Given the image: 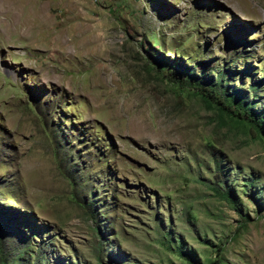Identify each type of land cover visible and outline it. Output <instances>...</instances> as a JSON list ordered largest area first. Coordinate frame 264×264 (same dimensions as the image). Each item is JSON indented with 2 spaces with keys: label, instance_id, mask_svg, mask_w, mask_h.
Wrapping results in <instances>:
<instances>
[{
  "label": "rangeland",
  "instance_id": "1",
  "mask_svg": "<svg viewBox=\"0 0 264 264\" xmlns=\"http://www.w3.org/2000/svg\"><path fill=\"white\" fill-rule=\"evenodd\" d=\"M155 58L264 110V0H0V264H264V132Z\"/></svg>",
  "mask_w": 264,
  "mask_h": 264
},
{
  "label": "trees",
  "instance_id": "2",
  "mask_svg": "<svg viewBox=\"0 0 264 264\" xmlns=\"http://www.w3.org/2000/svg\"><path fill=\"white\" fill-rule=\"evenodd\" d=\"M164 59V60H163ZM166 58H155V63L158 66H163L166 69L170 68L169 72H167L169 80L174 83L184 82L188 86H192L198 93L202 96L212 97L214 94L216 96V100L219 104H221L224 108H227L229 104H232L234 108L232 114L236 117H241L245 119L247 122L251 123L256 129L260 132H264V110L256 111L252 108V101H247L245 95L239 94V90L231 89L230 92L227 90V85L222 87V76L223 73L219 71V75L215 79L213 83L206 73H203L199 76L196 74V69L198 72L202 73V67L198 64L195 67H189L184 64H179L178 62L165 61ZM217 73V72H216ZM252 89L257 88V84L251 85ZM253 96V95H252ZM226 104V106L224 105ZM191 260V259H190Z\"/></svg>",
  "mask_w": 264,
  "mask_h": 264
}]
</instances>
